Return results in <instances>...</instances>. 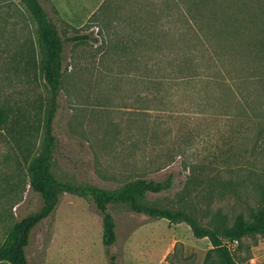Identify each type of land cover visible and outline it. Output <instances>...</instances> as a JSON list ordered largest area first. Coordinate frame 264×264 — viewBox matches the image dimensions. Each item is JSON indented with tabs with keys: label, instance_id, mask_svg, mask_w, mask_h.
Returning a JSON list of instances; mask_svg holds the SVG:
<instances>
[{
	"label": "rangeland",
	"instance_id": "1",
	"mask_svg": "<svg viewBox=\"0 0 264 264\" xmlns=\"http://www.w3.org/2000/svg\"><path fill=\"white\" fill-rule=\"evenodd\" d=\"M39 2L65 41L57 183L115 191L170 178L139 204L207 229L264 209V0ZM51 97L35 20L20 0H0V246L42 207L28 167L46 144ZM57 190L54 212L31 231L28 264H218L187 224L126 204L108 206L116 242L106 249L94 204ZM224 246L238 264H264L263 235Z\"/></svg>",
	"mask_w": 264,
	"mask_h": 264
},
{
	"label": "trees",
	"instance_id": "2",
	"mask_svg": "<svg viewBox=\"0 0 264 264\" xmlns=\"http://www.w3.org/2000/svg\"><path fill=\"white\" fill-rule=\"evenodd\" d=\"M37 24L38 47L41 52V68L44 81L51 93V105L45 122L46 144L43 151L35 157L29 167V188L42 199V207L15 223L0 246V264H28L25 249L28 246L31 231L48 218L57 207L58 190L89 199L101 214L102 244L106 249L116 242L115 223L108 212L109 205L126 204L136 214H143L151 219H166L170 223H185L197 239L207 238L216 255L218 264L236 263L223 241H240L251 235L264 236V209L251 214L249 221L241 215L236 216L230 226L218 229L201 227L197 220L185 212H171L139 204L138 200L147 194H158L171 188V179L153 181L137 179L123 184L115 191L94 187H78L57 183L50 172L51 159L56 147L53 133V120L57 111V92L60 89L63 72V48L65 41L60 37L57 25L47 17L39 0H20ZM84 37H72L67 41L82 40ZM109 264H116L111 256Z\"/></svg>",
	"mask_w": 264,
	"mask_h": 264
},
{
	"label": "built area",
	"instance_id": "3",
	"mask_svg": "<svg viewBox=\"0 0 264 264\" xmlns=\"http://www.w3.org/2000/svg\"><path fill=\"white\" fill-rule=\"evenodd\" d=\"M224 242V245H230V246H232V245H235L236 243H237V241H233V242H228V241H223Z\"/></svg>",
	"mask_w": 264,
	"mask_h": 264
}]
</instances>
